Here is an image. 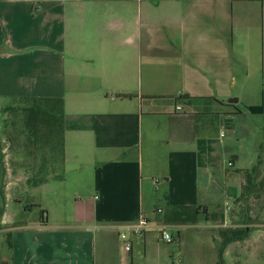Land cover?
<instances>
[{"label": "crops", "instance_id": "crops-1", "mask_svg": "<svg viewBox=\"0 0 264 264\" xmlns=\"http://www.w3.org/2000/svg\"><path fill=\"white\" fill-rule=\"evenodd\" d=\"M258 66L264 73V0H0V99L63 100L61 159L75 186L70 213L25 224L24 260L15 241L12 264H133L136 237L147 242L151 228L124 226L148 218L146 199L161 182L171 213L160 226L190 223L178 207L214 219L201 204L198 118L264 107L248 100L252 85L238 88ZM240 175L235 207L212 225L244 226L248 242L258 187L264 227V170L257 185Z\"/></svg>", "mask_w": 264, "mask_h": 264}, {"label": "rangeland", "instance_id": "rangeland-1", "mask_svg": "<svg viewBox=\"0 0 264 264\" xmlns=\"http://www.w3.org/2000/svg\"><path fill=\"white\" fill-rule=\"evenodd\" d=\"M249 85L254 87L256 94L248 100L264 104L261 67L255 69L251 80L238 81L239 89ZM240 100L246 99L243 96ZM177 102L186 105L182 100ZM165 103L160 102V105L165 106ZM53 106V102L41 100L0 99V264L6 261L1 262L3 258L12 260L14 257L15 241L19 251L24 250L25 224L42 221L43 210L47 211L46 215L50 214L52 221L72 210L75 186L71 177L74 172H69L61 159V128L56 121L58 117H54L59 110L52 112ZM186 108L215 112L214 104L208 102L186 105ZM237 108L244 114L213 113L198 118L199 124L206 126L207 140L202 157L201 204L209 206L214 219L208 221L202 213L195 225L187 223L180 227L168 226L165 221L173 239L171 242L162 240L158 222L170 218L171 210L161 182L146 199L145 213L151 229L147 242L143 234L136 237L133 264H264V227L258 225L260 217L256 216L260 214L259 187L254 192L255 218L247 221L251 224L250 231L253 230L248 242L243 241L244 235L238 239L240 242L232 245H226L223 236L221 243L218 233L227 231V237H232V229L212 225L213 220L228 216L231 207H235L240 174L246 176L255 166L264 170V113H252L243 103ZM232 161L234 165H230ZM238 218L245 220L244 211L239 212ZM236 229L246 227L237 226ZM22 253L21 260H24ZM7 261L4 264H10Z\"/></svg>", "mask_w": 264, "mask_h": 264}, {"label": "trees", "instance_id": "trees-1", "mask_svg": "<svg viewBox=\"0 0 264 264\" xmlns=\"http://www.w3.org/2000/svg\"><path fill=\"white\" fill-rule=\"evenodd\" d=\"M41 101H47V102H53L54 106L53 109L51 110L52 112H55L57 110H59L58 116L55 115L54 117H58L56 119V121H58V124L60 125V128L62 130V120H63V100L62 99H40ZM246 110L252 112V113H264V107L263 105H259V106H247L245 107ZM260 169L259 167L255 166L253 167V169L251 171H249L246 175L248 177V179L250 181L253 182V184H256V179L258 176ZM46 181H44L43 183H45ZM261 184H263V181L260 182ZM43 216L47 213L46 210H43L42 212ZM176 213L178 214V217L181 218V220H183L184 222H190V223H195L196 222V216L198 214H200V212L198 210H192L191 208L188 207H178L176 210ZM230 232H232L233 236L232 237H227L228 232L227 231H223L222 235L225 237L226 239V245L231 242L232 240H236L239 239L240 237L244 236L246 234V229H235V230H231ZM8 243L10 245V247H12V242L11 239H8ZM224 245V246H226ZM4 260H8L7 262H9L10 264H12L11 260L9 258H3L1 262H4ZM6 261L4 263H6ZM3 263V264H4Z\"/></svg>", "mask_w": 264, "mask_h": 264}, {"label": "built area", "instance_id": "built-area-1", "mask_svg": "<svg viewBox=\"0 0 264 264\" xmlns=\"http://www.w3.org/2000/svg\"><path fill=\"white\" fill-rule=\"evenodd\" d=\"M178 110H181V106L177 107ZM150 221L148 220V218L146 217H141V219L133 224L130 225H126L124 226L125 231H130L132 233H141L145 230H149L150 227ZM160 232H161V239L166 241V242H171L173 237L172 234L167 230V226L166 225H162L160 226ZM120 236L122 239L126 240L128 242L126 249L130 250L131 249V242H129V238H128V233L127 232H122L120 233Z\"/></svg>", "mask_w": 264, "mask_h": 264}]
</instances>
